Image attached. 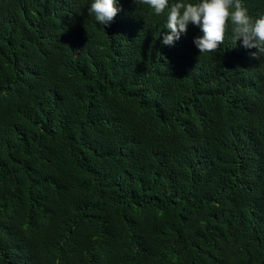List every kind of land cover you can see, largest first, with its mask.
<instances>
[{
  "label": "trees",
  "instance_id": "1",
  "mask_svg": "<svg viewBox=\"0 0 264 264\" xmlns=\"http://www.w3.org/2000/svg\"><path fill=\"white\" fill-rule=\"evenodd\" d=\"M92 2L0 0V264H264V55Z\"/></svg>",
  "mask_w": 264,
  "mask_h": 264
},
{
  "label": "clouds",
  "instance_id": "2",
  "mask_svg": "<svg viewBox=\"0 0 264 264\" xmlns=\"http://www.w3.org/2000/svg\"><path fill=\"white\" fill-rule=\"evenodd\" d=\"M116 2L93 0L88 14L100 25H110L121 10L115 6ZM134 3L146 5L156 16L166 15L163 45L174 46L192 24L203 33L194 39L201 54L217 51L230 30L235 44L242 40L243 47L258 49L251 54L253 57L264 55V15L253 19L241 0H134Z\"/></svg>",
  "mask_w": 264,
  "mask_h": 264
}]
</instances>
